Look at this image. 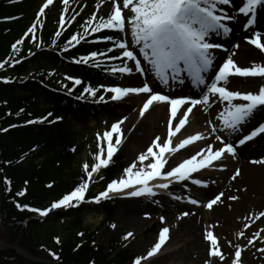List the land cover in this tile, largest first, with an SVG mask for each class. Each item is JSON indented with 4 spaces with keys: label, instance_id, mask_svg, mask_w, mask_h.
<instances>
[{
    "label": "trees",
    "instance_id": "16d2710c",
    "mask_svg": "<svg viewBox=\"0 0 264 264\" xmlns=\"http://www.w3.org/2000/svg\"><path fill=\"white\" fill-rule=\"evenodd\" d=\"M33 6V0H0V64L4 65L0 68V183L3 193L0 242L22 247L30 255L46 258L54 264H135L136 257L132 253L112 245V254H108L104 246L96 243V231L81 229L84 212L80 209L51 210L46 217H41L26 208L21 211L15 207L19 203L22 208L28 205L48 209L77 186L83 146L74 143L65 125V115H58V112L79 118L88 114L95 116L98 108L101 110V107H91L87 111L83 104L71 98V90L81 97L82 90L92 81L99 82L103 75L102 71L77 64L75 60L92 52L105 53L107 48L115 46L113 41L108 45L92 43V40H108V36L120 39L112 31H103L65 51L80 19L57 37L55 18L50 11H45L40 19L42 25L28 33L36 16ZM18 40L22 43L17 45L18 51H14L12 45ZM39 42L43 43L44 50L32 51ZM60 67L82 83L74 86L69 82L65 87L45 88L48 71ZM34 69L40 72L36 78L19 80ZM39 98L48 104L42 112L38 109ZM47 115L49 118L59 116L58 123L38 121ZM121 162L122 159L116 157L99 172L89 198L94 199L105 191L108 183L123 169ZM4 180L9 183L5 184ZM49 184L52 186L48 187ZM20 191L25 195H18ZM112 204L105 203L98 210L105 217L109 216ZM64 218L70 222L68 235L57 244V235L51 226ZM81 232L83 236L79 235ZM0 264L37 263H30L13 251H0Z\"/></svg>",
    "mask_w": 264,
    "mask_h": 264
},
{
    "label": "snow or ice",
    "instance_id": "6c2138e0",
    "mask_svg": "<svg viewBox=\"0 0 264 264\" xmlns=\"http://www.w3.org/2000/svg\"><path fill=\"white\" fill-rule=\"evenodd\" d=\"M53 3V0H46V3L39 9L38 17L45 12V9ZM65 5V12H67L69 0H63ZM233 4V8L238 13L242 14L243 18H246V22L242 24L245 30H251V26L257 25L264 30V0H122V7L113 0L114 10L107 18L101 16L97 18L95 14L92 15L89 21L86 22L85 27L91 28L94 32H101L104 30H113L118 32H124L126 23L130 28L132 45L139 46L138 53L134 54L133 50H128V46L120 40H113L112 36H108L109 41H113L115 47L122 49V56L126 57L128 61H135V71L141 75H145V69L142 67L141 61L137 59V56H142L143 60L151 65V69L161 83L167 85L169 78L176 80L183 84L184 80L181 79V74L186 73L190 78L193 85H204L207 91L202 94L200 99H188V98H169L168 95H162L158 92H154L150 85L145 82L143 86H123V87H111L104 88L105 92L113 93L111 99L119 101L130 93L140 94L145 93L147 95L146 102L140 111V116L143 118L145 113H148L150 107L154 102H166L171 106V118L176 121L179 127L173 131V124L169 122V139L163 146L157 145V140L160 137H156L152 141V144L159 147V155L153 152L152 147L147 148V153L139 155L138 160L143 162L150 155L153 157L154 162H149L146 166L136 169V164L133 163L130 167L124 169V175L126 178H122L119 181L113 180L108 183L107 189L97 195L94 200L86 199V194L89 189V183L83 182L74 188L70 193L65 194L58 202H53L50 208L40 210L36 207H29L24 205L23 208L18 203L15 205L17 209L23 211L25 208L29 212L38 213L41 217H46L51 210L78 208L82 204H100L102 200L109 198L110 193H119L128 188L134 190L130 192L133 197H140L146 194L154 195L152 188L148 186L149 181L157 178L168 180L175 178L179 181L188 180L193 172L199 171L201 168L209 167L213 161H220L224 155L230 154L236 155V148L232 144L225 143L221 136H215L217 141H220L223 145L218 150H214L209 143L206 154L205 150L201 149L190 159H185L178 166L171 168L166 173H162L165 164L168 163L164 159V153L169 150L171 144V137L185 127L189 121V115L193 111V107L198 104H209V96H217L221 103L226 102V107L219 113L217 119L221 121L223 128L231 129L233 132H237L240 126L253 119L257 113V110L264 106V86L259 87L257 93H241L239 91L228 90V86L232 83L229 79L233 76L238 77H264V65H253L251 67H239L231 59H223L219 64L218 70L215 71L214 76L210 77L211 82H205L204 74L208 73L214 66V56L211 50L218 49L221 45L218 42H213L208 39L210 34H229L231 28L225 24L226 20L239 19L233 15L222 14L218 8L219 5ZM242 4V6H241ZM124 9L129 10L130 16L125 17L122 12ZM99 10V8L97 9ZM61 27L64 26L65 18H60ZM36 25L33 24L28 28L27 32L32 33L35 30ZM27 34V33H26ZM61 32H57L56 36L59 37ZM75 42V43H73ZM249 44L255 45L257 49L264 51V43L261 42V34L255 33V38L247 41ZM22 43L18 40L16 44L12 45L14 51H18L17 45ZM80 43L77 35H73L68 41V45L75 47ZM236 47V45H233ZM68 51V48H65ZM113 48H107L105 53L92 52L91 55L82 56L75 60L77 64H88L89 61H95L99 65V61L96 60L98 55H106L107 52H112ZM120 57H114L119 59ZM4 65L0 64V68ZM132 68L127 64L124 66L113 67L111 71L113 73L119 72L121 74H131ZM74 83L80 85L82 81L75 79ZM85 93H91L93 97L97 96L98 89L94 87H88L84 89ZM82 98V97H80ZM100 101H104L105 97L101 95ZM235 101H240L236 103ZM181 106H186L181 111ZM179 112V116H178ZM29 123H35V121H29ZM119 123H123L121 120ZM113 132H119L117 124L111 126ZM223 128L221 131H223ZM215 131V129H213ZM259 134H264V122L259 123L258 127H255L250 134L244 135L243 138L238 139V145H245L246 142L252 141ZM109 139L107 148V158L104 159L101 156L94 157L98 162L94 164L91 171H88L89 165L85 163L83 169L87 172L89 180H91L93 173H98L101 168L107 167L111 162L116 151H118L119 145L122 141L118 134L115 139V145L111 143V133L104 134ZM264 139V137H261ZM204 139L200 135L191 136L188 139L183 140L178 148H173L171 151L176 152L179 149H183L194 141ZM101 153L103 149L101 148ZM197 157H200L197 160ZM254 164H264V160H254ZM134 169H136L134 171ZM241 175V171L237 169L235 174L231 177L235 180ZM5 184L9 181L4 180ZM192 183L200 185L201 181L198 179H192ZM136 185L140 187L136 189ZM52 185L49 184L48 187ZM160 188L167 189L168 183H161L157 185ZM20 196L25 195L24 191L17 193ZM223 193L214 195L213 198H208L207 203L204 204L205 208L212 209L217 202L221 201ZM231 200H237L239 197L231 196ZM190 203L196 204L197 200H191ZM181 215H187V213H181ZM260 217H264V212H260ZM259 218V217H257ZM163 220V218H162ZM115 227V225H113ZM250 227V225H245ZM83 236L84 233H79ZM243 236L244 233H239ZM258 235V234H255ZM133 233L128 232L124 236L125 240L132 237ZM170 239L169 228L162 227L159 231L158 240L147 252L146 258L154 257L158 252L162 250V247ZM204 239L211 242V250L209 251V257L206 264H215V258L219 257L224 259L218 248L217 239L213 237L212 232H207L204 235ZM56 243L59 244V238H56ZM249 244H252L251 239L248 240ZM258 251H264V249H258ZM236 260L233 264H238L241 257V251L237 249L235 251ZM135 264H141V259H136Z\"/></svg>",
    "mask_w": 264,
    "mask_h": 264
},
{
    "label": "bare ground",
    "instance_id": "6f19581e",
    "mask_svg": "<svg viewBox=\"0 0 264 264\" xmlns=\"http://www.w3.org/2000/svg\"><path fill=\"white\" fill-rule=\"evenodd\" d=\"M102 1L104 3L100 4ZM90 2L93 5L98 4L100 6L99 13H105L107 16L114 10V5L110 0H90ZM118 3L122 7V1L119 0ZM235 20L230 25L231 31L227 36L215 34L209 38L215 39L218 35L217 41L219 40L225 45H228L230 40L234 41L236 47L228 49V59L233 60L239 67L249 66L257 58V54L262 51L247 42L249 39L255 38L256 32L251 34L250 38H243L245 34L238 29L241 19ZM258 31L261 34V42L264 43V30L258 26ZM243 47H247V49ZM136 53L138 51L134 54ZM137 59L141 61L142 67L146 70L145 75L135 71V61H128L126 57H123V66L127 64L133 70L131 74H121L116 77L119 85L136 86L141 84L143 80L153 78V83L150 86L153 91L168 95L169 98L195 99L200 94L202 86L193 85L186 73L181 74V79L184 80L183 84L172 80L170 77L168 84L165 85L155 77L151 65L145 62L142 56H137ZM215 63L214 61V65ZM204 76H208V73ZM237 83L232 82L228 86V90L240 91L241 86L236 85ZM248 92L257 93L258 90L252 87ZM147 95L145 93H130L121 99L124 101L123 104H115L112 112L117 117L114 119V123L118 126L119 134L130 130L134 125L136 111L132 113L129 106L139 102V100L142 101L144 98L147 99ZM235 102L239 103L240 101ZM185 107L181 106L180 110L183 111ZM170 109L171 106L166 102H154L149 112L145 113L143 118L141 117L140 123L134 125L132 134L125 140L122 149L125 147L124 150H133L137 152V155H141L147 153L148 147H152L153 152L159 155V147L154 146L152 141L156 137H160L156 143L163 146L169 139V122L173 124V131L179 127L176 121L172 120ZM224 109V103L218 104L216 102H210L208 105L201 104V107L198 104L193 107L185 127L171 137L172 142L169 145V150L164 153V159L168 163L161 170L162 173L178 166L185 159H190L201 149H204L206 154L209 143L214 150L223 146L220 141L213 137V133L205 132L203 124L211 125L219 121L217 116ZM261 109H264V106H261ZM121 120L123 121L122 124L119 123ZM263 121L264 111L258 109L255 117L241 125L239 131L234 132V135L250 130L254 125ZM195 135H200L204 139L194 141L176 152L171 151L173 148H178L183 140ZM261 137H264V134H259L252 141H248L242 146L238 145V141L227 138L226 143L232 144L236 148L235 156L226 153L222 160L213 161L211 166L193 172L188 180L179 181L175 178L151 180L148 186L152 188L154 195L146 194L133 197L130 195V192L134 190L133 188L125 189L119 193H111V198L120 202L119 222L116 229L125 228L139 233L142 232V228L157 217L161 228H169L170 239L162 247V254L152 257L149 261L150 264L151 262L156 264H206V261L210 259L209 251L211 250L209 241L204 239L207 228L215 234L218 225L246 219L249 217L247 208L250 205L254 208V214L264 212V164L252 163L254 160H264V139ZM199 159L200 157H197V160ZM149 162H154L150 155L143 164L136 158L129 166L135 163L136 169H139ZM237 169L241 171V175L233 180L231 177ZM122 178H126V176H121L117 181ZM192 179L200 180L201 184H193ZM161 183H168L169 187L167 189L158 187L157 185ZM135 187L138 189L140 186L136 185ZM220 193H223L221 201L217 202L212 209L204 207L208 198H213L214 195ZM231 196H237L239 199L233 201L229 199ZM193 199L197 200L196 204L190 203ZM181 213H187V215H181ZM157 240H152L150 245H154Z\"/></svg>",
    "mask_w": 264,
    "mask_h": 264
},
{
    "label": "rangeland",
    "instance_id": "374dc122",
    "mask_svg": "<svg viewBox=\"0 0 264 264\" xmlns=\"http://www.w3.org/2000/svg\"><path fill=\"white\" fill-rule=\"evenodd\" d=\"M15 2H20V0H13ZM119 0H117L118 2ZM122 1V0H121ZM110 2L113 3V0H110ZM235 2V0H234ZM46 3V0H33V4L35 7L34 9L37 10L39 13V9ZM104 1H102L100 4H103ZM242 6V4H241ZM100 6L98 4L93 5L91 4L90 0H69V5L67 12H65V5L63 3V0H53V3L49 5L47 11L51 12V15H53L54 22L58 26L60 30H65L66 28H69V26L75 22L76 19H80L81 23L78 26V29L75 33V35L78 36V39L80 42L87 40L91 35L97 33L92 31L91 28L85 27V24L87 21L90 20L93 14L97 16V18L103 16L107 18L111 15V13H108V16L105 15V13H99V10H97ZM220 12L225 15H237L235 17H238L241 19L239 23L238 29L241 30V33L245 34L243 36L250 38L251 34L258 31V26L253 25L251 26V30H245L242 26L244 22H246V18H243L242 14L238 13L234 10L233 4L229 5H219L218 6ZM45 9V10H46ZM232 9V10H231ZM231 10V11H229ZM263 10V9H262ZM261 10V11H262ZM122 14L127 17L130 16L131 13L129 10L124 9ZM61 16H64L65 23L64 26L61 27L60 18ZM38 17V14H37ZM234 20H226L225 24L230 27ZM32 23V22H31ZM35 23V22H34ZM33 23V24H34ZM40 24L39 21L36 22V26ZM32 26V25H31ZM257 30V31H256ZM120 36V41L124 42L128 46V50H133V47H135V52L139 50V46H133L132 45V38H131V32L130 28L128 27L126 23L125 31L124 32H118L113 31ZM260 33V31H258ZM263 32V31H262ZM230 33V32H229ZM215 34H210V37H213ZM219 35V34H218ZM218 35L215 39H208L213 42H218L221 47L218 49L211 50L214 56V61L216 62L213 68H211L208 72V76L205 77V82L210 83L211 79L210 77L214 76V72L218 70V66L220 63H222L223 59H228V49L235 48L233 45H235V42L230 40L228 45H225L221 41H217ZM222 36L224 35L222 32L220 33ZM33 40V38H32ZM110 42V41H109ZM108 42V43H109ZM75 43V42H73ZM67 47L72 48L71 45H68ZM45 47H43V43L36 45L33 47L32 51H42ZM244 49H247V47H243ZM115 57H120L119 59H113L114 63L110 64L107 70H104L105 74L101 76L99 82L92 81L90 83L89 87H94L98 89L97 96L93 97L91 93H87L86 101H89V103H84L85 110H90L91 107H101V110H99L93 115L83 116V117H74V116H66V114H63L61 112H58V115H65V125L69 132H71L74 143L80 144L83 146V153L81 154V158L79 160V170H78V177H77V186L80 183L84 182L83 176L87 173L83 169V165L87 163L89 165L88 171H91V168L94 166L97 160L94 159L96 156H101L102 158H107V148L109 139L105 137V133H111V143L115 145V139L118 132L112 131V124L114 123V119L117 117L114 116L113 108L115 107V104H123V100L115 101L112 100L111 97L113 93L105 92L104 88H111V87H123L124 85H119L117 83L116 77L120 76L121 73L116 72L113 73L111 69L113 67L117 66H123L122 61V49L115 48ZM101 58H96L97 61H100ZM95 62V61H90ZM102 62V61H101ZM99 62V65H105L104 63ZM264 65V51H262L260 54H257V58L254 59V61L249 65L245 67H251L253 65ZM95 64V66H99ZM100 67V66H99ZM98 67V68H99ZM243 68V66H241ZM213 72V73H212ZM38 70L34 69L32 73H30L28 76H25L22 79H19L23 81L24 79H34L38 75ZM46 86L48 88H56L58 85L61 86H67V84L72 81L74 83V80H71L69 77V72L66 71L65 68L60 67L59 69H56V71H48L46 75ZM232 82L237 83L236 85H240L241 89L239 92L241 93H248L252 87L259 90V87L264 86V77H238L233 76L229 78ZM147 82L150 86L153 83V78L143 80L141 84H138L136 86H143V83ZM98 83L100 85H98ZM75 84V83H74ZM76 85V84H75ZM202 86V90L200 94L195 99H200L202 94L207 91V88L204 85ZM63 88V87H62ZM103 95L105 97L104 101H100L99 97ZM90 99V100H88ZM146 102V98H144L142 101L139 100V102L133 104L132 106H129V110L134 113L136 111L135 119H134V125L139 124L141 120L140 111L143 107V104ZM210 102H216L218 104H221L218 95L217 96H209V103ZM223 104V103H222ZM226 107V102H224ZM38 109L40 112L47 109L48 104L44 103L43 98L38 99ZM201 107V104H199ZM50 119L46 121L45 123H49ZM264 122V121H263ZM133 125V127H134ZM259 125V124H258ZM258 125H254L253 128L250 130H245L239 133L238 135H234V132L231 129L223 128V125L221 121H216L212 123L211 125L203 124L205 132L211 134L213 133V137L219 135L221 136V139L226 143L227 138H232L235 141H238L239 138H242L244 134H247L254 130L255 127H258ZM132 127V128H133ZM130 128V130L124 131V133L119 134L121 138V145L117 146L118 151L115 152L121 159V165L123 166V169L118 172L115 175V180H118L121 178V176L124 175V169L127 167H130L129 165L132 163L133 160H136V158L139 157L137 155V152L133 150H124L123 145L127 138H129L132 134L133 129ZM223 128V131L221 129ZM215 129V131H213ZM101 148L103 149V153H101ZM225 165V164H224ZM224 167V166H223ZM222 167V168H223ZM95 173H93V176ZM94 179V178H93ZM93 179H91V183L89 187L93 185ZM112 194H109V198L106 200H102L100 204L90 203V204H82L80 207L75 209H80L84 212L82 218H81V229H89L91 231H96L97 237H96V243L104 246L107 250L108 254H112V251L110 250L112 245H116L119 247L120 250H126L130 253H132L136 259H141V264H150L149 261L151 258H144L147 256V252L150 251L151 247L154 245H150L152 240L158 239V234L161 229V225L157 217L154 218V220L150 221L144 228H142V232H135V231H129L125 228H117L118 225V215H119V207L120 202L118 200H114L111 198ZM87 199V197H86ZM185 200V199H184ZM107 201L114 202L111 207V214L109 216H104V213L102 211L98 210V207H101L105 205V203H108ZM170 206V205H169ZM63 208V207H62ZM61 208V209H62ZM65 209V208H64ZM254 208L251 207V205L247 208V212L249 214V217L246 219H241L236 222H227L226 224L218 225V228L213 234V237L217 239L218 242V248L223 255L224 259L221 260L219 257L215 258V264H233V261L236 260L235 257V251L239 249L241 251V257L239 259L238 264H264V251H258V249H264V217H260L258 213L254 214ZM259 217V218H257ZM70 225L69 220L67 218H64V220L54 223L51 228L56 233V238H59L63 240L68 235V227ZM115 225V227H113ZM245 225H250V227H245ZM128 232H132L133 236L129 237L128 240L124 239V236L127 235ZM207 232H209V228H207ZM243 232L244 235L240 236L239 233ZM258 234V235H255ZM251 239L253 241L252 244L248 243V240ZM116 244H115V243ZM209 248L211 249V242L209 241ZM208 249V248H207ZM209 251V249H208ZM162 252H158L154 257H157L161 255ZM151 264H156L151 262Z\"/></svg>",
    "mask_w": 264,
    "mask_h": 264
},
{
    "label": "water",
    "instance_id": "95a60500",
    "mask_svg": "<svg viewBox=\"0 0 264 264\" xmlns=\"http://www.w3.org/2000/svg\"><path fill=\"white\" fill-rule=\"evenodd\" d=\"M2 203H3V193H2L1 183H0V213H1L2 206H3ZM0 217H1V215H0ZM0 251H8V252L13 251L30 263L33 262V263H37V264H54V263H51L50 261H48L47 259L34 257V256L30 255L22 247H17V246L12 245V244H4V243L0 242Z\"/></svg>",
    "mask_w": 264,
    "mask_h": 264
}]
</instances>
